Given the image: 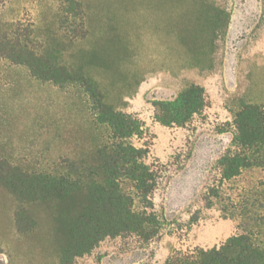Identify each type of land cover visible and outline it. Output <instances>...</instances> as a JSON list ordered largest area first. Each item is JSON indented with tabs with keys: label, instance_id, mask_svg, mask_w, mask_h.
Returning a JSON list of instances; mask_svg holds the SVG:
<instances>
[{
	"label": "rangeland",
	"instance_id": "rangeland-1",
	"mask_svg": "<svg viewBox=\"0 0 264 264\" xmlns=\"http://www.w3.org/2000/svg\"><path fill=\"white\" fill-rule=\"evenodd\" d=\"M80 1L88 28L83 39L66 38L56 0H0V25L34 23L38 36L73 70L144 121L146 133L133 142L150 146L148 162L159 174L153 199L164 226L149 243L134 235L107 237L70 258L53 208L27 205L30 229L20 230V202L0 188V264H164L176 251L221 245L241 231L240 220L226 216L222 203L242 201L264 175L246 170L225 183L224 202L206 206L208 186L220 178L217 161L231 146L236 112L247 103L264 107V0ZM205 3L218 9H203ZM207 16L227 25L205 28ZM184 21L193 22L189 42L179 37ZM206 36L211 41L201 40ZM190 83L204 87L206 108L185 126L157 121L153 101L173 99ZM84 98V88L42 82L0 59V155L47 168L89 154Z\"/></svg>",
	"mask_w": 264,
	"mask_h": 264
},
{
	"label": "trees",
	"instance_id": "trees-1",
	"mask_svg": "<svg viewBox=\"0 0 264 264\" xmlns=\"http://www.w3.org/2000/svg\"><path fill=\"white\" fill-rule=\"evenodd\" d=\"M62 29L74 41L88 34L86 11L80 0H56ZM208 1V0H201ZM203 9H218L203 5ZM224 16L218 13L219 18ZM205 20L213 31L225 23ZM192 21L179 24L180 40L189 42ZM211 41L207 36L201 38ZM0 59L27 69L45 83L67 89L84 88V104L90 130L89 154L47 168L27 167L0 155V188L8 189L20 202L16 212L20 230H29L27 205L48 203L64 234V254L76 257L92 251L107 237L137 236L149 243L161 234L164 218L154 202L159 174L148 162L150 146L142 138L146 125L136 114L119 109L91 78L73 70L37 34L34 23L4 22L0 25ZM155 119L165 126H185L207 106L205 89L188 84L175 98L154 100ZM231 146L218 159L220 178L204 195L206 206L224 202L223 187L246 170L264 172V107L247 103L235 114ZM222 203L226 216L240 220L241 231L219 246L195 247L172 253L164 264H264V175L242 201ZM226 200V199H225ZM192 217V222L197 220ZM29 227V228H28Z\"/></svg>",
	"mask_w": 264,
	"mask_h": 264
},
{
	"label": "crops",
	"instance_id": "crops-1",
	"mask_svg": "<svg viewBox=\"0 0 264 264\" xmlns=\"http://www.w3.org/2000/svg\"><path fill=\"white\" fill-rule=\"evenodd\" d=\"M234 234H236V233L229 234V236H228L227 238H229L230 236H232V235H234ZM213 247H214V246H213Z\"/></svg>",
	"mask_w": 264,
	"mask_h": 264
}]
</instances>
